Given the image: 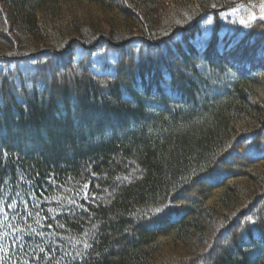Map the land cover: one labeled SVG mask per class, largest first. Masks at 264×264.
<instances>
[{"label":"trees","instance_id":"trees-1","mask_svg":"<svg viewBox=\"0 0 264 264\" xmlns=\"http://www.w3.org/2000/svg\"><path fill=\"white\" fill-rule=\"evenodd\" d=\"M0 264H264V0H0Z\"/></svg>","mask_w":264,"mask_h":264},{"label":"rangeland","instance_id":"rangeland-1","mask_svg":"<svg viewBox=\"0 0 264 264\" xmlns=\"http://www.w3.org/2000/svg\"><path fill=\"white\" fill-rule=\"evenodd\" d=\"M243 13H244L243 10H240V8H234L227 13V16L232 21L233 24L244 25V22H246V20L247 21L252 20L253 15L246 13L247 14L246 17L243 16Z\"/></svg>","mask_w":264,"mask_h":264},{"label":"snow or ice","instance_id":"snow-or-ice-1","mask_svg":"<svg viewBox=\"0 0 264 264\" xmlns=\"http://www.w3.org/2000/svg\"><path fill=\"white\" fill-rule=\"evenodd\" d=\"M156 211H157V212H160V211H162V209H159V208H158Z\"/></svg>","mask_w":264,"mask_h":264}]
</instances>
